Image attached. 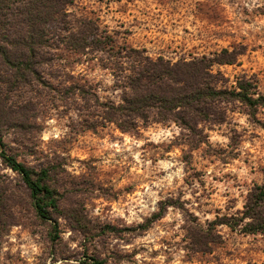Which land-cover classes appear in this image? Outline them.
<instances>
[{
	"label": "rangeland",
	"instance_id": "1",
	"mask_svg": "<svg viewBox=\"0 0 264 264\" xmlns=\"http://www.w3.org/2000/svg\"><path fill=\"white\" fill-rule=\"evenodd\" d=\"M84 20L153 58L239 53L236 64L214 68L220 87L233 90L247 76L264 95V0H75L68 23L53 27L55 61L45 76L55 88L81 85L119 102L106 54L66 50L68 29ZM0 88L9 104L19 102V93ZM36 97L31 127L0 137L27 166L51 168L60 208L39 219L20 176L0 159V264H264V234L219 222L240 216L249 194L264 190V106L223 105L226 121L202 124L194 146L174 123L87 130L69 99L48 88ZM165 201L176 205L145 228Z\"/></svg>",
	"mask_w": 264,
	"mask_h": 264
},
{
	"label": "trees",
	"instance_id": "2",
	"mask_svg": "<svg viewBox=\"0 0 264 264\" xmlns=\"http://www.w3.org/2000/svg\"><path fill=\"white\" fill-rule=\"evenodd\" d=\"M75 0H0V84L8 94L19 93V102L5 99L0 88V134L5 128L23 133L31 127L40 104V89L56 92L69 99L70 109L81 118L84 129L97 131L115 125L123 133H133L151 123H174L192 135V143L203 142L200 126L226 121L223 105L238 101L250 110L264 106V95L256 82L247 76L237 79L233 90L220 87L219 65H233L238 54L223 49L214 56L203 55L176 62L163 56L153 58L145 48L118 46L114 38L101 32L92 20H84L77 29H68L63 39L66 50L77 54H106L120 91V101H102L98 94L81 85L62 89L50 84L43 69L54 63L55 26L68 23V8ZM113 61V62H112ZM9 99V100H8ZM60 99V98H59ZM0 159L17 173L28 193L36 216L52 220L60 208V193L53 185L51 168L36 170L19 161L0 137ZM176 202L165 201L145 228L161 219ZM240 216L221 219L244 234H264V190L249 194ZM1 220V216H0ZM200 228V227H199ZM58 231V224H54ZM94 264H104L95 260Z\"/></svg>",
	"mask_w": 264,
	"mask_h": 264
}]
</instances>
